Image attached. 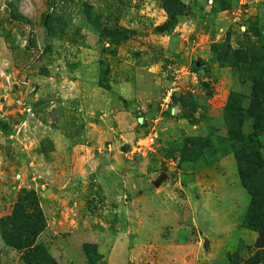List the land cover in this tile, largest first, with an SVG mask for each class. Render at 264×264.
<instances>
[{"label":"rangeland","instance_id":"rangeland-1","mask_svg":"<svg viewBox=\"0 0 264 264\" xmlns=\"http://www.w3.org/2000/svg\"><path fill=\"white\" fill-rule=\"evenodd\" d=\"M231 104L264 161V0H0V220L35 193L36 264H264Z\"/></svg>","mask_w":264,"mask_h":264},{"label":"trees","instance_id":"trees-1","mask_svg":"<svg viewBox=\"0 0 264 264\" xmlns=\"http://www.w3.org/2000/svg\"><path fill=\"white\" fill-rule=\"evenodd\" d=\"M259 101L255 97L252 100V108ZM238 116L244 118L241 107L229 105L226 109V121L227 123L231 121L228 123L231 144L228 146L237 157L242 183L253 196V205L250 210L252 217L249 219V224L252 223L258 227L263 238L264 222L260 218L261 210L257 208L252 211V208L256 201H264V185L259 192L254 191L255 183L264 180V161L258 149L259 139L255 134L243 132V123L237 120ZM260 128L257 127V129ZM0 227L5 242L24 251L22 261L25 264H36V258L41 254V249L35 241L45 227V218L35 193L34 196L29 193L27 198H22L16 204L12 214L0 220ZM37 264L41 263L38 261Z\"/></svg>","mask_w":264,"mask_h":264},{"label":"water","instance_id":"water-1","mask_svg":"<svg viewBox=\"0 0 264 264\" xmlns=\"http://www.w3.org/2000/svg\"><path fill=\"white\" fill-rule=\"evenodd\" d=\"M161 177L155 182V184H159V182L161 181Z\"/></svg>","mask_w":264,"mask_h":264},{"label":"built area","instance_id":"built-area-1","mask_svg":"<svg viewBox=\"0 0 264 264\" xmlns=\"http://www.w3.org/2000/svg\"><path fill=\"white\" fill-rule=\"evenodd\" d=\"M154 140V138L153 137H151V141H153Z\"/></svg>","mask_w":264,"mask_h":264}]
</instances>
